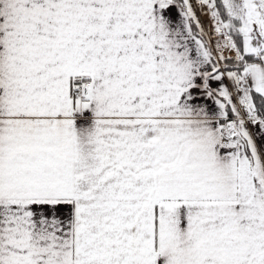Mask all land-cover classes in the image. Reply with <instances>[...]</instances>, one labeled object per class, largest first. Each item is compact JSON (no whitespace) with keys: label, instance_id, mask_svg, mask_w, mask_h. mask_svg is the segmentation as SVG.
<instances>
[{"label":"snow or ice","instance_id":"1","mask_svg":"<svg viewBox=\"0 0 264 264\" xmlns=\"http://www.w3.org/2000/svg\"><path fill=\"white\" fill-rule=\"evenodd\" d=\"M0 264H264V0H0Z\"/></svg>","mask_w":264,"mask_h":264}]
</instances>
